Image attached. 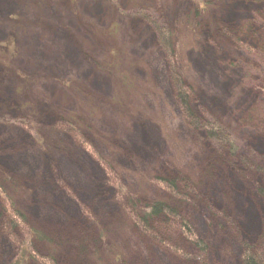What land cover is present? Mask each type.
Wrapping results in <instances>:
<instances>
[{
    "label": "rangeland",
    "instance_id": "374dc122",
    "mask_svg": "<svg viewBox=\"0 0 264 264\" xmlns=\"http://www.w3.org/2000/svg\"><path fill=\"white\" fill-rule=\"evenodd\" d=\"M172 75L236 151L187 123ZM262 191L264 0H0V264L27 242L28 264H243ZM154 204L208 255L141 232L129 211Z\"/></svg>",
    "mask_w": 264,
    "mask_h": 264
},
{
    "label": "trees",
    "instance_id": "16d2710c",
    "mask_svg": "<svg viewBox=\"0 0 264 264\" xmlns=\"http://www.w3.org/2000/svg\"><path fill=\"white\" fill-rule=\"evenodd\" d=\"M157 37H158V41L162 45V42L164 40V36L160 35ZM175 79H176V77L174 75H172V80L174 81L173 86H174L175 91H176V98H178V101H182V103H181L182 104V110L185 113V116H186L185 119H186L187 123L188 124L190 123L192 128H195V130L196 129H206L207 132L205 131V134H206V136H208V138H211L213 141L216 140L219 143H223V142L226 143L227 142L231 146V149L233 151H236L235 144L231 143L230 139L227 138V136L225 137L223 132L217 130L215 128V126L201 123L197 118H195L191 114V112L188 110V104H187V99L189 98V97H187V94L189 92H187V90L180 89V83L181 82L178 85V83L176 82ZM176 88H178V90ZM73 124L74 123L72 121L70 123L67 122L66 124L62 125L60 128L65 129L68 134H71L72 132L77 133L79 130H77L78 128L73 126ZM203 127H205V128H203ZM76 136H78V135H76ZM113 181H114V179H113ZM114 182L116 183V181H114ZM166 186H168L169 189H171L173 193L177 190V189H175V187L177 185L174 182L173 183L166 182ZM262 194L264 196V191H262ZM131 205L134 206V204H131ZM133 206H130L128 208L130 209ZM6 208L8 209L9 213L11 210H13L11 204L8 202H7ZM137 212H139V214H141L140 210H137ZM129 213H132V215H134L133 220L138 225L140 231L143 232L144 234H147L150 238H152V239L156 238L157 240L160 241V238L157 237V235L154 232V229H153L154 227L152 228V226H151L150 222L153 220H155L157 230H160L161 228L164 229V227H166V225L169 229H170V225H171V227L177 226L178 229L182 233H184L185 235H189L186 237H187L189 243H191L194 246V252L197 255L196 256L197 258L201 259V257H205L206 255H208L207 254L208 253L207 246L204 243H202L201 241H199L198 239H196V237H193L192 233L190 234V227L188 226L187 223H184L181 220V217L179 216V214L175 210H171L167 206L164 207V205L160 206V204H154L148 208V210L146 211L145 214L142 212L143 213L142 215L145 216L143 218H142V216L139 217L138 214L136 215L134 213V211L133 212L129 211ZM11 216L14 217L13 219L15 221L18 219V218H15L14 215H11ZM158 217L163 218V221L159 222L157 220ZM148 219H150V222H148L149 224L147 223ZM156 221H158V222H156ZM164 221H165L166 225L164 223H162ZM18 223H19V225H22L20 220L18 221ZM30 234H32L31 236L35 237L36 239L43 240L37 232H32ZM241 241H243V244L241 245L242 255H241L240 262H242L243 264H264V253L260 250L252 252L253 246L250 245V243H248V241H245L243 239H241ZM33 258H34V251H32L29 242H27V243H25V245L22 248V253L17 258H15V260L12 262V264H28L29 263L28 259H33ZM37 260L40 262V264H56V262L53 260L52 257H49L48 259H45V260H41L38 258Z\"/></svg>",
    "mask_w": 264,
    "mask_h": 264
},
{
    "label": "bare ground",
    "instance_id": "6f19581e",
    "mask_svg": "<svg viewBox=\"0 0 264 264\" xmlns=\"http://www.w3.org/2000/svg\"><path fill=\"white\" fill-rule=\"evenodd\" d=\"M6 161H7V160H6ZM8 161H10V160H8ZM8 161H7V162H8Z\"/></svg>",
    "mask_w": 264,
    "mask_h": 264
}]
</instances>
